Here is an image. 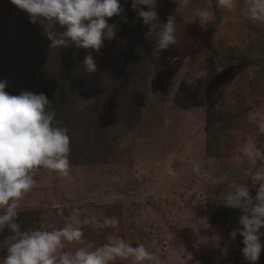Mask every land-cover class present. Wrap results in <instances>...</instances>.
<instances>
[{"label":"rangeland","instance_id":"rangeland-1","mask_svg":"<svg viewBox=\"0 0 264 264\" xmlns=\"http://www.w3.org/2000/svg\"><path fill=\"white\" fill-rule=\"evenodd\" d=\"M119 2L127 22L107 18L118 25L116 37L106 39L100 53L78 52L69 64L75 94L71 179L38 169L18 212L39 214V228L47 230L63 227L76 208L82 216L118 220L115 229L84 227L79 241L65 243L66 251L94 249L113 236L145 244L155 264H249L243 237H230L242 228L241 210L224 206L222 197L237 184L251 186L241 146L254 142L264 149V134L250 121L257 112L264 115V23L243 19L239 8L229 11L218 0H190L187 7L182 0H158L159 21L152 27L131 0ZM198 8L211 9L214 18L199 23ZM16 13L8 14L16 25L28 19ZM170 14L177 44L158 50L155 33ZM34 29L31 23L29 34ZM89 52L95 72L84 64ZM67 55L53 60L55 66L66 68ZM18 74L10 80L21 83ZM208 111L216 118L206 125ZM197 163L199 173L193 172ZM257 190L250 188V195ZM7 236L5 229L0 240ZM255 264H264V248Z\"/></svg>","mask_w":264,"mask_h":264},{"label":"clouds","instance_id":"clouds-1","mask_svg":"<svg viewBox=\"0 0 264 264\" xmlns=\"http://www.w3.org/2000/svg\"><path fill=\"white\" fill-rule=\"evenodd\" d=\"M20 11L28 15L32 24L38 25L51 41L52 47L93 49L100 53L105 40L114 39L118 25L107 18L120 16L127 22L124 8L119 0H11ZM185 7L190 0H182ZM218 4L232 11L239 8L243 19L253 23H264V0H218ZM143 6L147 7V10ZM158 0H131V7L143 23L153 27L159 21ZM177 12V10H176ZM199 23L214 18L209 8L194 11ZM157 31L156 48L168 49L177 44L176 18L167 17L166 23ZM59 29V30H58ZM89 72L97 70L94 56L89 52L84 61ZM6 81H0V233L5 229L11 233L0 240V264H113L117 259H130L133 264H155L156 256L145 244L135 245L113 236L94 249L79 248L66 251L65 243L79 241L83 228L95 225L98 229L118 225L115 217L104 218L82 216L78 208L66 217L63 227L53 230L35 228L22 230L17 222L22 198L36 185L35 173L45 169L50 174L70 180V136L66 126L56 118L52 101L45 93L24 90L19 95L5 91ZM259 134H264V115L259 112L250 117ZM246 158L251 186L246 182L237 184L223 195L222 204L239 209V225L242 228L230 231L235 240L243 237L242 255L249 264L259 260L264 243L261 228H264V149L253 143L241 146ZM195 164L193 172L199 173ZM228 179L227 174L223 177ZM250 195V188H257ZM227 255V247L222 250Z\"/></svg>","mask_w":264,"mask_h":264},{"label":"trees","instance_id":"trees-1","mask_svg":"<svg viewBox=\"0 0 264 264\" xmlns=\"http://www.w3.org/2000/svg\"><path fill=\"white\" fill-rule=\"evenodd\" d=\"M10 11L13 13L18 11L16 15L19 16L24 13L13 5L11 0H0V81H6L5 91L11 95H19L24 90L36 94L45 93L52 101L57 113L56 118L62 122V126L67 127L71 140L75 94L69 64L72 57L84 51V48H77L73 44L67 47H52L51 41L42 33L38 25L34 24L36 29L33 34H29L31 28L29 18L24 19L21 25H16L8 18ZM21 27L24 28L21 30ZM25 36L30 37V42L21 44ZM46 38L48 40L43 43ZM13 40L18 43V46H14ZM63 50L66 51L65 55L68 54L62 61L66 68L55 66L53 61L56 59L58 61L61 56H65L62 54ZM2 68H5L4 73ZM16 70L19 71L17 77L22 81L21 83L10 80ZM59 75L60 78H58ZM210 85H214L213 81ZM215 118L208 111L206 125L212 123ZM206 148L209 150L208 144ZM17 222L22 230L39 228V214L29 210L19 211Z\"/></svg>","mask_w":264,"mask_h":264}]
</instances>
